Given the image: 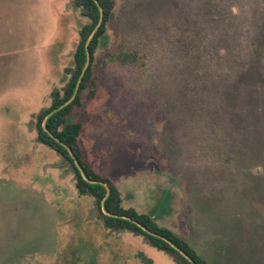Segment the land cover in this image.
Here are the masks:
<instances>
[{
	"label": "rangeland",
	"instance_id": "374dc122",
	"mask_svg": "<svg viewBox=\"0 0 264 264\" xmlns=\"http://www.w3.org/2000/svg\"><path fill=\"white\" fill-rule=\"evenodd\" d=\"M113 3L69 116L87 162L208 264H264V0ZM89 22L73 0H0V264H176L108 228L37 140Z\"/></svg>",
	"mask_w": 264,
	"mask_h": 264
},
{
	"label": "trees",
	"instance_id": "16d2710c",
	"mask_svg": "<svg viewBox=\"0 0 264 264\" xmlns=\"http://www.w3.org/2000/svg\"><path fill=\"white\" fill-rule=\"evenodd\" d=\"M73 3L90 22L80 30L74 66L63 92L53 89L50 106L37 115V140L69 161L75 172L77 189L81 194L95 197L108 228L144 236L150 245L172 256L176 264H208L186 239L169 228L159 226L153 214L140 213L133 207L125 208L117 186L87 162L79 140L83 126L80 122H70L69 116L73 108L80 105V92L92 79L94 54L106 38V26L113 15L114 3L113 0H73ZM99 6L103 12L102 20ZM87 51L90 53V63L85 68ZM120 59L124 63H135L138 54L124 53Z\"/></svg>",
	"mask_w": 264,
	"mask_h": 264
},
{
	"label": "water",
	"instance_id": "95a60500",
	"mask_svg": "<svg viewBox=\"0 0 264 264\" xmlns=\"http://www.w3.org/2000/svg\"><path fill=\"white\" fill-rule=\"evenodd\" d=\"M98 3V2H97ZM99 5V4H98ZM100 7V11H101V20H102V17H103V12H102V8H101V6H99ZM90 63V53L87 51V62H86V66H85V68L88 66V64ZM77 89H78V86L76 87V89H75V92H74V95L76 94V92H77ZM70 102V101H69ZM71 151V150H70ZM74 157V156H73ZM76 164H77V166H79V163L77 162V160H76ZM81 169V168H80ZM107 187V190H108V192H109V187L108 186H106ZM103 210H104V212L107 214V211L105 210V208L103 207Z\"/></svg>",
	"mask_w": 264,
	"mask_h": 264
},
{
	"label": "crops",
	"instance_id": "0c3cea01",
	"mask_svg": "<svg viewBox=\"0 0 264 264\" xmlns=\"http://www.w3.org/2000/svg\"><path fill=\"white\" fill-rule=\"evenodd\" d=\"M188 241V240H187ZM189 242V241H188ZM191 244V242H189ZM191 246L197 251V249L191 244ZM198 252V251H197Z\"/></svg>",
	"mask_w": 264,
	"mask_h": 264
}]
</instances>
